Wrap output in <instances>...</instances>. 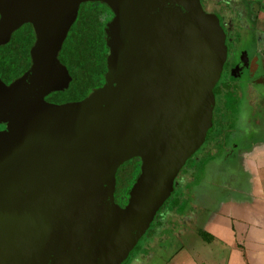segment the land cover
Instances as JSON below:
<instances>
[{
  "label": "water",
  "instance_id": "95a60500",
  "mask_svg": "<svg viewBox=\"0 0 264 264\" xmlns=\"http://www.w3.org/2000/svg\"><path fill=\"white\" fill-rule=\"evenodd\" d=\"M83 3L113 14L104 84L51 103L72 81L60 53ZM26 24L30 66L0 77V264H127L235 115L226 34L202 0H0V48Z\"/></svg>",
  "mask_w": 264,
  "mask_h": 264
},
{
  "label": "crops",
  "instance_id": "0c3cea01",
  "mask_svg": "<svg viewBox=\"0 0 264 264\" xmlns=\"http://www.w3.org/2000/svg\"><path fill=\"white\" fill-rule=\"evenodd\" d=\"M231 86L235 115L222 121L218 147L186 172L154 239L133 262L143 258L142 264H153L157 258L161 264H264V128L259 136L253 131V121L244 117L247 95ZM243 121L246 132L240 128ZM205 167L214 172L204 174L206 181L213 180L208 201L186 198Z\"/></svg>",
  "mask_w": 264,
  "mask_h": 264
},
{
  "label": "trees",
  "instance_id": "16d2710c",
  "mask_svg": "<svg viewBox=\"0 0 264 264\" xmlns=\"http://www.w3.org/2000/svg\"><path fill=\"white\" fill-rule=\"evenodd\" d=\"M98 5L101 8L93 10L89 7L87 14L80 15L60 54L61 63L67 67L72 77L69 88L65 92L51 94L46 100L60 104L80 101L91 90L103 84L108 52L103 31L106 22V13L104 12L107 8ZM33 38L31 28L26 25L12 36L6 46L0 48V77L6 84H10L28 70L30 66L29 52L33 45ZM128 164L120 169L125 168ZM139 173L140 164H132L130 168L121 173L118 171V189L120 183L132 180L127 191H122L127 201L128 193Z\"/></svg>",
  "mask_w": 264,
  "mask_h": 264
},
{
  "label": "flooded vegetation",
  "instance_id": "af4514ba",
  "mask_svg": "<svg viewBox=\"0 0 264 264\" xmlns=\"http://www.w3.org/2000/svg\"><path fill=\"white\" fill-rule=\"evenodd\" d=\"M237 1L238 0H202V5L204 9H206L207 11L209 10L212 14H215L218 17L221 24V28L224 30L226 34L228 61L225 64V69L227 72L229 86H231L232 84L239 86V88L243 90V93H245V95H247V97L249 98L248 104L252 106V99L258 94L256 88H254L253 86L252 79L253 80L258 79L257 75L255 74L256 71L259 72L262 71V73L264 72V58H263L264 57V42H263L264 18L259 20H256L254 18L251 19V17L255 15L254 12L252 14L248 10V8H243V7L239 8ZM246 1L247 4H254L253 2L256 3L262 2L263 4L262 3L261 4L264 5V0H246ZM98 4L100 3H83L80 6L77 19L73 24V26L71 27L70 32H72V29L77 24L80 15L87 14L89 11V7L90 9L93 10L94 8L97 9L101 8V6H99ZM209 5L212 6L214 9L212 10L208 9ZM107 9H105L104 12L106 13V22L104 28L106 24L113 18V14L109 9L108 10ZM28 26L31 28L30 25ZM70 32L65 42L67 41ZM32 34L34 37L33 31ZM104 39H105V33H104ZM34 40L35 37L33 38V43ZM104 74H103V78H104ZM262 79L263 78H260L258 80L262 81ZM103 84H104V79H103ZM103 84H101L100 86L94 89H98L102 87ZM49 102L55 103L51 100H49ZM55 104H60V103H55ZM242 124L243 125H241L240 128L246 132L247 124L244 123V121L242 122ZM138 161L139 159L134 161L133 165L138 164ZM116 202L120 207H125L127 204V198L124 196L120 188L118 189V178H117Z\"/></svg>",
  "mask_w": 264,
  "mask_h": 264
},
{
  "label": "rangeland",
  "instance_id": "374dc122",
  "mask_svg": "<svg viewBox=\"0 0 264 264\" xmlns=\"http://www.w3.org/2000/svg\"><path fill=\"white\" fill-rule=\"evenodd\" d=\"M254 4H247V1L246 0H238L237 1V4H238V7L241 8H248V10L250 11V13L254 14L252 18L256 19V20H259V19H263L264 18V5H262L263 3L262 2H253ZM262 3V4H261ZM254 5V6H253ZM208 9L212 10L214 9L212 6H208ZM254 10V11H253ZM251 16V15H250ZM258 77V79L262 78L264 76V74L262 73V71H256L255 73ZM253 80L252 79V83H253V86L254 88H256L258 94L253 97L252 99V106H250L248 104V100L249 98L246 96V103H247V108L245 109L244 111V117L246 120H252L253 121V131L257 132V134L264 128V88H263V84L261 83V81L259 80ZM259 131V132H258ZM260 134H258L259 136ZM202 151V149L200 150ZM200 151L198 152V154H200ZM197 154V155H198ZM196 157V156H195ZM194 158L188 162L187 165L189 164H192L194 163ZM133 162L129 163L128 166H126L125 168H122L120 169V173L127 169V168H130L132 166ZM211 164H215V161H212ZM207 169L208 167H205L204 170L200 171L199 175H198V179L199 181L196 183V185L194 184V182L191 183V186H190V183H189V186H190V191L188 192L186 198L188 199H195L196 200L199 198V199H204L205 198V202H207L209 196L211 195V192H212V187L209 186V182L213 181V180H208L207 178L210 177V176H213L214 172L213 170L209 169V172H207ZM208 174V177L206 178L204 174ZM132 183V180H128L127 182H124V183H120L119 184V188L121 191H127V189L130 187ZM175 202V201H174ZM176 205V204H175ZM154 234H156V231H154L152 228L151 230L146 234L145 238H144V241L143 243L140 244L139 246V249H138V252H140L141 248L145 247V245L151 240V239H154ZM148 251L147 250L145 253H144V256L148 254ZM146 258V257H145ZM143 258H139L138 260L134 261L133 260L127 264H142L143 263ZM162 261L161 260H157V258H155V260L153 261V264H161Z\"/></svg>",
  "mask_w": 264,
  "mask_h": 264
}]
</instances>
